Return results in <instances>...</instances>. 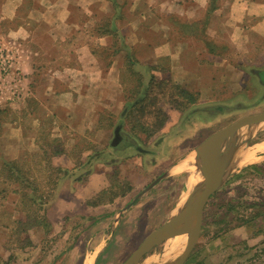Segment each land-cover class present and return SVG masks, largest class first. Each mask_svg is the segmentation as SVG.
I'll use <instances>...</instances> for the list:
<instances>
[{
  "label": "crops",
  "instance_id": "1",
  "mask_svg": "<svg viewBox=\"0 0 264 264\" xmlns=\"http://www.w3.org/2000/svg\"><path fill=\"white\" fill-rule=\"evenodd\" d=\"M222 1L225 6L227 0ZM228 1L230 5L227 15H224L225 19H232L238 25V22L243 23L247 17H252L257 20L248 27L256 32L257 28L262 29L264 0ZM207 2L208 0H194L190 3L177 0H0V33L5 35V39L10 38L5 43H10L15 51L14 68L21 75L14 101L0 98V167L5 160H22L24 155L39 156L44 149L50 151V147L43 142L44 133L55 139L62 150L52 157L64 161L65 169L72 168L69 174L67 171L64 175H71L76 169L82 171L87 165V170L82 171L83 178L86 179L82 187H92L94 193H98L110 186V179L118 185L117 176L112 174V170L106 171L102 165L115 168L120 157L112 155L109 161H104L108 164H104L101 159L106 156L93 151L91 144H102V140L108 138L109 134L111 143L117 125H120L121 136H125L126 103L131 98L124 95L121 77L124 67L130 66L127 60L132 63L131 67H145L141 78L142 92L154 71H161L160 65H167L169 74L162 73L160 78L169 77L174 83L196 94V101L186 110L218 99L217 88L210 90L207 87V83L213 80V75L207 78L208 74L204 73L201 66L221 65L227 68L231 62L224 53L198 43V32L193 25L199 23L200 11L207 7ZM211 11L210 18L213 19L218 18L219 12L221 13L219 8ZM171 15L188 22L189 31L188 27L184 29L178 24L174 25L169 18ZM201 58L206 60L202 62ZM196 66L197 69H194ZM221 76V80L228 81L226 86L229 89L240 88V77L230 80ZM6 110H10L9 114L12 115L8 116ZM165 113L166 120L159 129L162 132L160 139L163 140L169 135L163 132L173 123L172 115L177 114L179 119L178 113L182 114L168 105ZM45 119L50 121L49 126L44 124ZM84 138H88L91 143L79 146L80 140ZM136 138L134 136L132 139ZM260 143L254 142L251 145ZM162 144L163 142H159L158 146ZM110 146L108 150L113 147L112 144ZM130 146L136 145L129 143L127 147ZM75 147H79V153L73 158L71 151ZM151 153L154 150H145L142 156H165ZM254 155L264 157L260 153L253 154V157ZM186 156L187 154L170 159L160 169L161 172L158 171L160 173L156 178L170 177L177 180L186 173L185 170L176 169ZM75 159H79L82 164L76 166ZM249 162L256 161L252 159ZM154 168L156 167L151 169ZM127 174L131 175L129 171ZM63 177L65 176L60 181ZM130 178L134 180L133 184L139 180L132 175ZM151 180L144 183L143 191L155 187L156 182L154 184ZM132 183L127 186L122 184L121 194L114 199L132 193ZM59 185L60 182L55 192ZM16 200L17 196L9 193L4 206L14 216L21 215L16 210ZM82 204L91 209L100 205L88 204L87 198L82 200ZM47 215L49 216V208ZM48 221L50 222L49 218ZM38 227L31 228L29 236ZM1 229H7L8 233V228L2 224ZM112 232L111 230L108 237ZM98 253L99 251L93 250L91 264L96 261Z\"/></svg>",
  "mask_w": 264,
  "mask_h": 264
},
{
  "label": "rangeland",
  "instance_id": "2",
  "mask_svg": "<svg viewBox=\"0 0 264 264\" xmlns=\"http://www.w3.org/2000/svg\"><path fill=\"white\" fill-rule=\"evenodd\" d=\"M177 1L190 3L194 0ZM228 2L227 0L223 6L222 0L214 1L215 8H219L221 13L219 12L218 18L213 19L210 18L212 11L208 12V0L207 7L200 11L199 23L193 25L198 32L199 44L207 43L212 49L224 53L231 62L227 68L221 65L201 66L204 73L208 74L207 78L213 75V80L207 83V87H210V90L217 88L218 99L194 105L192 109L178 113L179 119L177 114H173V123L171 122L163 132L169 133L165 140L160 139L161 130L150 138L137 137L131 126L138 124L133 120L134 113L130 114L129 118L125 119V136L122 141L108 150L111 147L109 134L108 138L102 140V144L95 142L91 144V148L106 156L101 159L103 163L105 160L109 161L112 155H118L120 161L115 168L109 165H102V168L106 171L112 170V174L117 176L118 190L122 189V184L127 186L134 181L131 180V175L139 179L132 183L134 191L128 196L113 198L110 202L104 201L94 209L84 207L82 200L90 199L96 194L94 188L81 186L86 180L82 171H86L88 166H84L82 171L74 170L71 175L68 174L72 168H67L68 174L64 175L49 202L47 216L50 225L48 228L38 227L30 232L31 245L23 249L12 247L7 250V229L0 230V264H84L86 260L91 264L93 250L99 251L94 264L122 263L150 231L166 220L179 196L186 190L187 173H183L177 180L170 177L160 179L156 178L161 172L160 169L172 158L190 155L191 150L214 131L243 115L264 110V17L261 19L262 29L257 28V32L248 27L257 20L255 18L247 17L243 23L238 22L236 25L232 19L224 18L230 5ZM118 10L121 15L119 8ZM169 18L174 25L178 24L183 28L190 26L175 15ZM207 21L210 22L207 24ZM4 36L0 33V44L5 43L7 39L10 41L9 37L5 39ZM8 45L10 46V43ZM201 60L204 62L206 59ZM166 66H158L163 70H155V77L160 78L162 73L168 75L169 69ZM144 68L124 67L121 77L124 95L130 97V91L137 90V79L139 76L142 78ZM194 69H197V66ZM13 71L17 70L13 68ZM219 76L230 80L240 77V86L237 85L240 88L229 89L226 86L228 81L221 80ZM137 94L141 95L142 91L138 89ZM7 101L13 102L14 99ZM157 109L163 113L166 105H159L158 102L155 107L149 108L155 111ZM6 111L10 113V110ZM44 124L49 126L50 121L45 119ZM119 132L121 135V131ZM246 132L245 129L238 132L236 140L240 142L241 139L248 146L264 141V124L253 127V132L248 138L244 136ZM134 136L137 137L136 140L132 139ZM52 139L49 136L43 142L45 145H48V142L52 145ZM159 142L163 144L158 146ZM88 143H91L89 139L84 138L80 140L79 146ZM129 143L136 146L127 147ZM251 146L254 154L264 155V150H256L254 145ZM77 148L79 147L71 151L74 157L78 152ZM234 148L237 154L244 145L239 144ZM145 150H154L155 154L165 156H142ZM42 155L43 152L39 154ZM256 156L253 157L256 161L254 163L247 161L235 165L226 180L209 196L204 206L198 239L182 264H264V157ZM27 157L28 155L25 159ZM50 160L54 165L65 167V162L61 159L52 157ZM254 164L258 167L249 168ZM153 167L156 168L151 169ZM127 171L131 175L127 174ZM149 180L154 181V184L156 182L155 187L143 191L144 183ZM257 212L260 214H254ZM111 230L113 232L108 237ZM165 241L167 243L168 239ZM165 241L143 255L137 264H167L172 261L179 248L175 252L167 253Z\"/></svg>",
  "mask_w": 264,
  "mask_h": 264
},
{
  "label": "trees",
  "instance_id": "3",
  "mask_svg": "<svg viewBox=\"0 0 264 264\" xmlns=\"http://www.w3.org/2000/svg\"><path fill=\"white\" fill-rule=\"evenodd\" d=\"M208 12L216 7L215 0H209ZM117 9V7H116ZM106 26V25H105ZM190 26L188 29L189 31ZM103 32V31H101ZM209 46L207 43H204ZM127 64L131 67L132 63L127 60ZM163 70V69H162ZM137 90L131 92L129 95L130 102L126 103L127 111L125 119H128L130 114L135 115L133 119L138 126L132 125L133 133L145 138L153 136L162 126L166 120V113L160 110H149L159 105H168L181 112H184L196 101V94L179 84L174 83L169 77L157 78L155 75H151L147 86L145 87L139 98H136V92L142 86L141 76L137 79ZM134 91V90H133ZM140 93V92H139ZM137 108V109H136ZM136 109V110H135ZM135 127V128H134ZM46 134H42V139H47ZM48 142L50 151L43 150V155L38 158L29 155L22 160H5L0 167V224L8 228V239L5 248L23 249L28 245H31V239L29 236V230L33 227H46L50 225L47 218V209L50 199L53 196L55 189L62 176L67 173L68 169H65L59 165H54L50 158L55 154L62 152L59 148V143L56 140ZM79 151V148H77ZM76 153V157L78 156ZM73 158H76L72 156ZM76 166L82 164L79 159H75ZM85 165V164H84ZM83 165V166H84ZM36 166V168L34 167ZM82 166V167H83ZM258 167L256 164L249 166V168ZM247 169V168H246ZM245 170V169H244ZM118 185L110 179V186L106 189L99 191L94 196L88 199V204L98 205L104 201L110 202L115 196L121 194L122 189H117ZM9 193H13L17 196L16 210L21 214L14 216L9 210H5V200ZM107 195L108 197H103ZM256 215L260 212L254 213ZM264 239V229H263ZM12 256L10 255L9 258Z\"/></svg>",
  "mask_w": 264,
  "mask_h": 264
},
{
  "label": "water",
  "instance_id": "4",
  "mask_svg": "<svg viewBox=\"0 0 264 264\" xmlns=\"http://www.w3.org/2000/svg\"><path fill=\"white\" fill-rule=\"evenodd\" d=\"M260 124H264V110L243 115L201 140L190 153L191 174L195 181L189 201L177 213L169 214L161 225L150 231L120 264H137L143 255L159 243L171 237L185 235L186 240L179 247L178 253L167 263L182 264L198 239L204 206L209 196L226 180L234 165L240 163L232 160L226 169L221 165V158L229 155L234 146L241 144L248 147L245 141L236 140L238 132L247 128L244 136L248 138L253 127ZM119 129L120 125H117L112 145H116L121 139Z\"/></svg>",
  "mask_w": 264,
  "mask_h": 264
},
{
  "label": "bare ground",
  "instance_id": "5",
  "mask_svg": "<svg viewBox=\"0 0 264 264\" xmlns=\"http://www.w3.org/2000/svg\"><path fill=\"white\" fill-rule=\"evenodd\" d=\"M247 129V128H245ZM264 142V141H263ZM260 143V144H255L254 147L256 148V150H264V143ZM252 146L251 147H244L239 153H235L236 149L233 148L232 151L230 152L229 155L227 156H223L221 158V165L225 166L226 169L228 168V166L230 165V162L233 161H239L240 163H244L247 161H250L253 158V151H252ZM255 150V151H256ZM254 151V152H255ZM237 155V156H236ZM252 162V161H251ZM235 166V165H234ZM241 166V165H240ZM179 170H185L187 173V177L185 178V185H186V190L183 191L182 195L180 196V198L178 199V201L176 202V205L174 207V209L170 212V215L177 213L180 209H182L186 203L189 201L190 197H191V188H192V184L195 181V177H193V175L191 174V166H190V155H187L177 166L176 169ZM224 169V170H226ZM185 239V235L183 236H175V237H171L170 239H168L167 243H166V251L167 253H172L175 252L184 242ZM164 243V244H165ZM165 246V245H164ZM84 264H90L89 260H86L84 262Z\"/></svg>",
  "mask_w": 264,
  "mask_h": 264
},
{
  "label": "built area",
  "instance_id": "6",
  "mask_svg": "<svg viewBox=\"0 0 264 264\" xmlns=\"http://www.w3.org/2000/svg\"><path fill=\"white\" fill-rule=\"evenodd\" d=\"M15 51L8 43L0 44V98L13 100L17 96V88L21 75L13 71Z\"/></svg>",
  "mask_w": 264,
  "mask_h": 264
},
{
  "label": "flooded vegetation",
  "instance_id": "7",
  "mask_svg": "<svg viewBox=\"0 0 264 264\" xmlns=\"http://www.w3.org/2000/svg\"><path fill=\"white\" fill-rule=\"evenodd\" d=\"M122 139H123V137L121 136V140L120 141H122Z\"/></svg>",
  "mask_w": 264,
  "mask_h": 264
}]
</instances>
